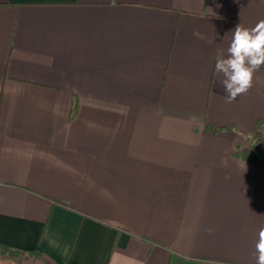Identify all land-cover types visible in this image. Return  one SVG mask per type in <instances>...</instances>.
<instances>
[{
    "label": "crops",
    "instance_id": "crops-1",
    "mask_svg": "<svg viewBox=\"0 0 264 264\" xmlns=\"http://www.w3.org/2000/svg\"><path fill=\"white\" fill-rule=\"evenodd\" d=\"M261 19L264 0H0V245L38 264H255L264 69L226 103L214 63Z\"/></svg>",
    "mask_w": 264,
    "mask_h": 264
},
{
    "label": "clouds",
    "instance_id": "clouds-1",
    "mask_svg": "<svg viewBox=\"0 0 264 264\" xmlns=\"http://www.w3.org/2000/svg\"><path fill=\"white\" fill-rule=\"evenodd\" d=\"M262 67L264 19L251 28L237 24L226 52L218 54L214 63V74L223 77L218 82L225 92V102L232 103L238 96L247 95L253 87L255 73ZM253 256L255 264H264V226L259 229Z\"/></svg>",
    "mask_w": 264,
    "mask_h": 264
},
{
    "label": "trees",
    "instance_id": "trees-1",
    "mask_svg": "<svg viewBox=\"0 0 264 264\" xmlns=\"http://www.w3.org/2000/svg\"><path fill=\"white\" fill-rule=\"evenodd\" d=\"M264 69V67H262ZM78 109H79V100L77 97H75L73 99V103H72V107H71V111H70V119H74L77 114H78ZM264 122H260L258 124V128L261 127L263 125ZM258 136H259V131L256 132L255 134H251V135H248V140L250 143L252 144H255V143H258ZM244 157H247V154H243ZM0 253L2 254H11L13 256H17V255H20L22 254L20 251L18 250H15V249H12L10 248L9 246L7 245H0ZM33 253H36L35 251L34 252H29L28 255H25V256H28V257H33L34 254Z\"/></svg>",
    "mask_w": 264,
    "mask_h": 264
},
{
    "label": "rangeland",
    "instance_id": "rangeland-1",
    "mask_svg": "<svg viewBox=\"0 0 264 264\" xmlns=\"http://www.w3.org/2000/svg\"><path fill=\"white\" fill-rule=\"evenodd\" d=\"M0 264H38V262L24 254L13 256L0 253Z\"/></svg>",
    "mask_w": 264,
    "mask_h": 264
}]
</instances>
